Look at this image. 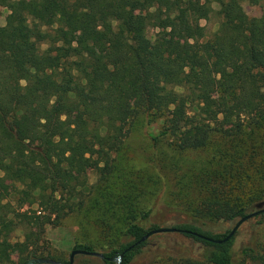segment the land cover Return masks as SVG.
Segmentation results:
<instances>
[{
	"label": "trees",
	"instance_id": "16d2710c",
	"mask_svg": "<svg viewBox=\"0 0 264 264\" xmlns=\"http://www.w3.org/2000/svg\"><path fill=\"white\" fill-rule=\"evenodd\" d=\"M0 5L8 10L0 24V256L10 254L8 237L21 229L27 258L43 257L46 226L83 206L91 192L85 170L95 167L101 178L112 173L114 153L141 108L163 117L153 141L173 136L182 149L201 148L212 133L227 128L240 133L264 117V3L260 16H250L242 0ZM214 12L220 26L207 38L201 20ZM64 158L84 173L66 174ZM203 210L229 221L255 212L221 201ZM200 219L172 226L201 244L199 256L169 255L188 264H236V235L210 240L224 239L231 229L214 233ZM248 221L263 225L264 212ZM159 227L131 222L123 242L103 251L104 263L134 264L149 242L142 237ZM74 249L96 251L87 243ZM243 253L264 262L253 247ZM120 255V262L109 259Z\"/></svg>",
	"mask_w": 264,
	"mask_h": 264
},
{
	"label": "rangeland",
	"instance_id": "374dc122",
	"mask_svg": "<svg viewBox=\"0 0 264 264\" xmlns=\"http://www.w3.org/2000/svg\"><path fill=\"white\" fill-rule=\"evenodd\" d=\"M263 3L264 0L259 4L242 0L250 16H260ZM214 6L215 10L219 9L217 4ZM7 13L6 7L0 5V24L5 23ZM220 21L217 12L201 20L207 38L216 32ZM155 33L151 29L149 35L154 39ZM70 36L77 40L76 32ZM131 105L141 108L135 101ZM162 125V116L141 108L121 148L114 153L112 173L101 178L95 167L85 170L91 192L83 206L61 222L46 226L41 256L67 264L78 243L91 244L96 252L117 247L124 240L126 227L134 221L148 228L153 224L175 226L201 218L205 228L223 233L232 229L239 219H217L206 213L203 206L221 201L234 207L248 206L251 212L264 202V117L258 122H248L240 133L231 128L214 132L205 146L195 149L180 148L173 136L153 141L151 134H159ZM62 164L68 175L84 173L71 159L64 158ZM147 211L149 216L143 219ZM8 239L10 254L0 258L4 264H23L29 259L22 246L23 231L12 230ZM248 247L264 255V224L258 226L254 221L242 224L234 243L236 264H264L243 253ZM200 248V243L181 232H164L149 238L134 264H188L186 259L169 254L189 251L198 257ZM74 258L73 264H105L94 255L78 254Z\"/></svg>",
	"mask_w": 264,
	"mask_h": 264
},
{
	"label": "water",
	"instance_id": "95a60500",
	"mask_svg": "<svg viewBox=\"0 0 264 264\" xmlns=\"http://www.w3.org/2000/svg\"><path fill=\"white\" fill-rule=\"evenodd\" d=\"M258 210H256L255 212H252L242 218H240L238 220V222L235 224V226L231 229V231L229 232V234L224 238V239H212L210 238V240L216 241V242H224V241H228L230 240L233 236L236 235V233L238 232V230L240 229V227L242 226V224L244 222H246L247 220H249L250 218H252L253 216L259 214L260 212H264V203L260 202L258 205ZM181 232V229H178L176 227H172V226H167V227H159L156 229H152L150 230L146 235H144L142 237V239L140 241L146 240L148 238H150L153 235L159 234V233H164V232ZM78 254H85V255H94L97 256L99 258L105 259V255L103 252H99V251H85V250H81V249H74L71 252V256H69L70 261L68 264H73L74 262V256L78 255ZM122 255L117 256V257H110L109 259L120 262L122 260L121 258ZM23 264H64L63 262L56 260L54 258H47V257H36V258H31L28 261H26Z\"/></svg>",
	"mask_w": 264,
	"mask_h": 264
}]
</instances>
